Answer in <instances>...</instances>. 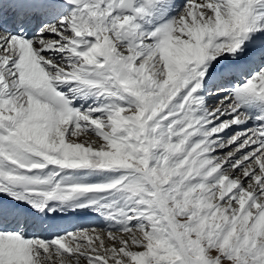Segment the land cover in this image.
Wrapping results in <instances>:
<instances>
[{"label": "snow or ice", "instance_id": "obj_1", "mask_svg": "<svg viewBox=\"0 0 264 264\" xmlns=\"http://www.w3.org/2000/svg\"><path fill=\"white\" fill-rule=\"evenodd\" d=\"M0 264H264V0H0Z\"/></svg>", "mask_w": 264, "mask_h": 264}, {"label": "bare ground", "instance_id": "obj_2", "mask_svg": "<svg viewBox=\"0 0 264 264\" xmlns=\"http://www.w3.org/2000/svg\"><path fill=\"white\" fill-rule=\"evenodd\" d=\"M86 220H88V222L84 224L83 221H86ZM83 221L81 220V218H77V220H75L74 217H71L69 219H66V222L73 223L74 224V227L75 226H85V227H87V226H89V225H91L93 223L100 224L99 221H96L93 218L91 219L90 216H85V218H84Z\"/></svg>", "mask_w": 264, "mask_h": 264}]
</instances>
